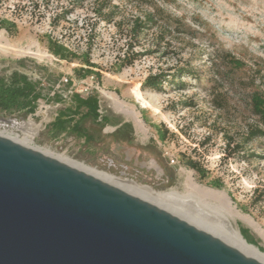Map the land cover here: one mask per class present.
Listing matches in <instances>:
<instances>
[{"label": "rangeland", "instance_id": "374dc122", "mask_svg": "<svg viewBox=\"0 0 264 264\" xmlns=\"http://www.w3.org/2000/svg\"><path fill=\"white\" fill-rule=\"evenodd\" d=\"M0 32L18 49L0 53V76L20 70L44 89L33 114L0 111L1 134L106 172L121 188L171 193L164 204L225 237L233 228L264 253L263 236L185 185L192 175L226 193L264 228V123L253 100L264 96V0H0ZM76 92L99 99V116L79 120L90 139L51 127Z\"/></svg>", "mask_w": 264, "mask_h": 264}, {"label": "water", "instance_id": "95a60500", "mask_svg": "<svg viewBox=\"0 0 264 264\" xmlns=\"http://www.w3.org/2000/svg\"><path fill=\"white\" fill-rule=\"evenodd\" d=\"M0 264H264L119 186L0 134Z\"/></svg>", "mask_w": 264, "mask_h": 264}, {"label": "bare ground", "instance_id": "6f19581e", "mask_svg": "<svg viewBox=\"0 0 264 264\" xmlns=\"http://www.w3.org/2000/svg\"><path fill=\"white\" fill-rule=\"evenodd\" d=\"M37 46V45H36ZM21 47V46H20ZM29 47V45H28ZM38 47V46H37ZM32 48V47H31ZM17 47H14V45L12 44V42H10V39H8L2 32H0V53L3 55H10L12 53H18L17 51ZM39 50V49H38ZM24 51V50H23ZM36 51V50H35ZM22 53V52H21ZM26 53V52H25ZM42 53V52H39ZM28 54V53H27ZM30 55V54H29ZM42 56V55H41ZM17 57V56H16ZM37 58V57H36ZM46 58V57H45ZM48 58V57H47ZM114 102L116 104L117 107V111L125 114L129 119H131L134 124L136 125V127L139 130L143 129V123L142 120L139 117V114L131 107H129L124 101L120 100L118 97H114ZM1 134V133H0ZM4 135V134H2ZM7 137H10L28 147L29 146L26 142L18 140L14 137L5 135ZM34 148L38 151H41L49 156L55 157L77 169H80L84 172H87L89 174H92L104 181L110 182L112 184L116 183V178L106 172L103 171H99L95 168L89 167L83 163L77 162V161H73V160H69L66 158H63L61 156H56L46 150H42L39 147H31ZM120 182V181H119ZM118 184L120 186V184ZM132 183V182H131ZM115 184V185H116ZM134 187H126L123 188L124 190L135 194L141 198H145L146 200L148 199L147 196H150L151 198H153L154 200L151 201L154 204L176 214L177 216L187 220L188 222L214 234L215 236L221 238L222 240L224 239V241H226L227 243L231 244L232 246L236 247L237 249H239L240 251H242L243 253H245L248 256H251L257 260H259L260 262L264 263V253L261 252L256 246L248 243L244 237L240 234V232L234 230L233 228L228 229V233H226L225 235H227V237L223 236L220 232H218L217 230H215L214 228L208 226L205 223H198L196 221H194L193 219H191L190 217H188L187 215H182L180 213H178L174 208L169 207L168 205L164 204V201L169 200L173 194L171 193H160V192H156L153 189L149 188V187H141V186H137L136 184H133ZM185 185L186 187H188L190 189V193L194 192L204 198H210V199H217L219 201L222 202L221 207L219 208L220 211H222V214H226L228 217H232V218H239L241 219L244 223H246L247 225H249L255 232H257L259 235L264 237V228L262 226H260L252 217L242 214L231 202L230 198L227 196L226 193L222 192V191H212L206 187H203L201 185H198L194 178L192 177V175H188L186 177V181H185ZM121 188V187H120Z\"/></svg>", "mask_w": 264, "mask_h": 264}, {"label": "trees", "instance_id": "16d2710c", "mask_svg": "<svg viewBox=\"0 0 264 264\" xmlns=\"http://www.w3.org/2000/svg\"><path fill=\"white\" fill-rule=\"evenodd\" d=\"M50 49L62 58L70 57L69 50L63 45L57 42H50ZM87 64L90 63L89 59L85 60ZM82 68H78L77 71L81 73ZM86 75H93L92 70H86ZM153 81L152 84L158 85ZM71 83V82H70ZM44 96L43 88H40L39 83L30 79L29 76L20 71H14L11 76L7 79L6 77L0 76V111L5 112H15L23 114L34 113L39 100ZM254 105L257 112L262 116L264 123V96L257 92L253 97ZM75 106L74 108H67L61 110L58 113L56 119L52 122L51 127L55 129L57 133H62L71 129L73 132H78L80 135H84L86 139L91 138V134L83 127L80 119H85L88 116L94 117L95 119L99 116V99L96 96L88 95L82 96L80 93L76 92L74 94ZM85 109V110H84ZM84 110V111H83ZM80 113V118L75 119ZM157 134L161 139L165 136L163 133L156 129ZM187 164L200 171L199 166L192 160H188ZM242 233L247 239H249L247 231L242 230ZM252 241V240H250Z\"/></svg>", "mask_w": 264, "mask_h": 264}, {"label": "built area", "instance_id": "2783aa9c", "mask_svg": "<svg viewBox=\"0 0 264 264\" xmlns=\"http://www.w3.org/2000/svg\"><path fill=\"white\" fill-rule=\"evenodd\" d=\"M93 77V76H92ZM65 79V81L67 82L68 81V78H64ZM82 91H89V87H85V88H83L82 89ZM31 114H33V113H31Z\"/></svg>", "mask_w": 264, "mask_h": 264}, {"label": "flooded vegetation", "instance_id": "af4514ba", "mask_svg": "<svg viewBox=\"0 0 264 264\" xmlns=\"http://www.w3.org/2000/svg\"><path fill=\"white\" fill-rule=\"evenodd\" d=\"M14 71H20V70H14ZM14 71H13V72H14ZM13 72H12V73H13ZM20 72H23V71H20ZM12 73H11V74H12ZM24 73H26V72H24ZM11 74H10V76H11ZM26 74H27V73H26ZM27 75H28V74H27ZM10 76H9V77H10ZM28 76H29V75H28ZM9 77H8V78H9ZM8 78H7V79H8ZM29 78L32 79L30 76H29ZM32 80H33V79H32ZM35 82H37V81H35ZM40 88H42V87H40ZM43 92H44V89H43ZM3 112H5V111H3Z\"/></svg>", "mask_w": 264, "mask_h": 264}]
</instances>
